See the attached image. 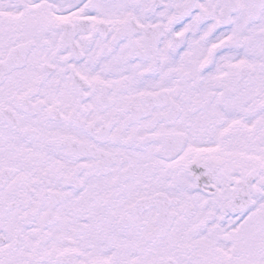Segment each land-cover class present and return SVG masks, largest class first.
<instances>
[{
	"label": "snow or ice",
	"instance_id": "obj_1",
	"mask_svg": "<svg viewBox=\"0 0 264 264\" xmlns=\"http://www.w3.org/2000/svg\"><path fill=\"white\" fill-rule=\"evenodd\" d=\"M0 264H264V0H0Z\"/></svg>",
	"mask_w": 264,
	"mask_h": 264
}]
</instances>
